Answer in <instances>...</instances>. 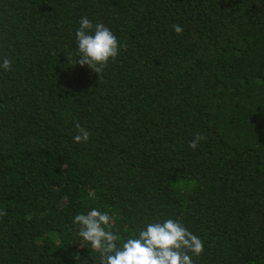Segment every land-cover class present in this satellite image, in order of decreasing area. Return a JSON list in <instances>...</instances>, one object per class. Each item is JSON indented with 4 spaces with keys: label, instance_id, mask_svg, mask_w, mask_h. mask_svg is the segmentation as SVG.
Segmentation results:
<instances>
[{
    "label": "trees",
    "instance_id": "16d2710c",
    "mask_svg": "<svg viewBox=\"0 0 264 264\" xmlns=\"http://www.w3.org/2000/svg\"><path fill=\"white\" fill-rule=\"evenodd\" d=\"M82 17L124 46L100 77ZM3 58L0 264H99L93 208L118 246L172 219L193 264H264V0H0Z\"/></svg>",
    "mask_w": 264,
    "mask_h": 264
},
{
    "label": "clouds",
    "instance_id": "9594fccd",
    "mask_svg": "<svg viewBox=\"0 0 264 264\" xmlns=\"http://www.w3.org/2000/svg\"><path fill=\"white\" fill-rule=\"evenodd\" d=\"M172 28L177 34L183 32L179 25L174 24ZM76 39L79 58L73 62L68 57L69 63L87 65L99 77L124 47L108 27L103 23L93 24L87 17L81 18ZM11 63L10 59L3 58L0 68L11 71ZM75 127L74 142H87L89 131L79 123ZM203 139L200 133L194 134L189 147L195 150ZM110 221L107 212L96 208L87 214H77L73 220L79 225L78 235L100 254L99 264H193L189 253L199 256L204 251L203 241L172 219L150 223L139 231L138 238H128L118 246L121 237L108 230Z\"/></svg>",
    "mask_w": 264,
    "mask_h": 264
}]
</instances>
